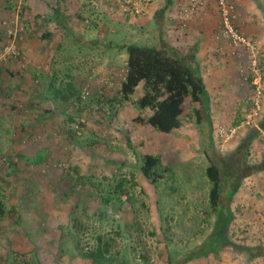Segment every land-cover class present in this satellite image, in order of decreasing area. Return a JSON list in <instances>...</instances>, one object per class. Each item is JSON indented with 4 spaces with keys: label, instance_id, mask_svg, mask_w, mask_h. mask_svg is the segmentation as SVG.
Listing matches in <instances>:
<instances>
[{
    "label": "rangeland",
    "instance_id": "rangeland-1",
    "mask_svg": "<svg viewBox=\"0 0 264 264\" xmlns=\"http://www.w3.org/2000/svg\"><path fill=\"white\" fill-rule=\"evenodd\" d=\"M14 1L6 16L24 29L19 49L26 78L21 61L0 69V156L17 161L7 170L0 167V264H90L80 253L105 241H110L108 255L125 256L130 264H166V243L181 253L203 242L215 220L207 175L209 115L199 120L200 105L188 97L179 129L164 133L143 121L151 111L137 105L145 86L131 99L116 92L127 64L125 44L158 47L160 33L183 52L202 44L197 57L211 96L213 145L229 154L264 109V8L255 0H230L234 28L259 50L253 70L248 45L222 37L218 0H173L162 27L156 12L166 0H84L82 5L75 0L62 7L73 13L69 25L85 34L87 43L72 47V42L69 51L76 53L69 60L56 52L64 42L57 24L46 25L53 37L42 39L45 26L37 21L44 16L33 19L28 0ZM185 10L191 13L182 21ZM92 37L108 49L99 55L88 44ZM47 111L54 112L37 118ZM223 128L236 130L223 135ZM146 154L162 160L157 185L140 171ZM263 156L264 135L248 158ZM121 182L119 201L114 190ZM233 208L231 239L264 244V172L244 181ZM191 264L261 263L222 251Z\"/></svg>",
    "mask_w": 264,
    "mask_h": 264
},
{
    "label": "trees",
    "instance_id": "trees-1",
    "mask_svg": "<svg viewBox=\"0 0 264 264\" xmlns=\"http://www.w3.org/2000/svg\"><path fill=\"white\" fill-rule=\"evenodd\" d=\"M255 1L259 7L264 8L259 0ZM172 4L173 0H166L164 6L157 10L156 18L159 19L160 27L163 26V20ZM54 10L59 11L56 7ZM44 18L42 20L44 23L49 21L45 16ZM63 19L65 20L64 17L57 20L56 27L64 42L62 41L57 44L58 48L56 52L63 54V59H68V57L71 59L73 53H76V49L72 50L71 54L69 51L70 45L74 42L72 47L76 45L80 46L85 41V34H78ZM4 21L9 22L10 20L6 17L1 21L0 41L2 42L7 40V27L3 24ZM44 30L42 31V39H51L53 37V31H50L48 28ZM93 39L88 44L91 45V49L93 47L97 49L99 55L102 51L108 49L104 47L102 39L98 37H94ZM22 41H19V44ZM198 47V44H194L187 52H183L165 40L161 33L160 45L158 47H147L134 43L125 44L128 53L126 69L121 77H117L119 87L116 92L123 100L131 99V96L141 84L145 86V92L138 99L137 105L141 109L151 110L148 118L143 119V121H146L148 125L158 131L171 133L182 126L184 103L188 97H191L194 102L200 105L196 109L199 120L205 117L207 118V114L209 115L210 143L206 151V156L209 160L207 175L212 183L209 192V203L215 216L213 228L203 242L181 253L173 252L166 243L162 252L163 260L166 264H191L192 262L206 259L211 255H217L222 251H233L245 257L247 263L260 262L264 264L263 243L246 244L235 242L231 239L232 227L237 219L233 208L234 198L240 192L247 178L256 173L264 172V156L253 162L248 158L255 142L260 141L264 135V109L260 114L261 116L257 124H250L247 127L245 134L241 137L239 144L232 152L223 154L217 151L213 145V126L209 114V110L211 109V96L202 73L201 65L198 61ZM21 54L24 57L22 52ZM13 60L21 61L22 65H20L25 66V68L20 67L19 69L21 77L26 78V64L23 65V59H9L0 64V69L3 68V64ZM35 91L38 92L37 89ZM87 91L88 96L90 92L88 89ZM35 98H39L37 94ZM36 101L38 103L41 100ZM57 111L62 113L61 109ZM53 112L47 111L42 114L40 113L37 118H47ZM128 144L131 146V141H128ZM9 157L8 155L0 156L1 168L5 167L4 169L7 170L17 163L14 156H12L9 159V164H7L5 159L8 160ZM161 164L162 160L160 157L153 154L144 155L143 162L140 165V171L143 177L154 185H157L158 180L162 176L158 169ZM6 165L10 166L6 167ZM7 182L10 183L11 180ZM114 191L116 193L115 198L121 201V196L124 193L123 182L117 184ZM99 239L101 241V236H99ZM109 251L110 241H105L104 246L98 244L96 248L83 251L80 254L84 258L89 259L90 264H130L125 256L115 257L108 255ZM25 264L30 263L26 262Z\"/></svg>",
    "mask_w": 264,
    "mask_h": 264
},
{
    "label": "built area",
    "instance_id": "built-area-1",
    "mask_svg": "<svg viewBox=\"0 0 264 264\" xmlns=\"http://www.w3.org/2000/svg\"><path fill=\"white\" fill-rule=\"evenodd\" d=\"M218 1L223 10L222 37L228 39L234 45H239V44L248 45V47L250 48L249 58L251 61V65H252L253 70H256V68L258 67V60H257V57L259 54L258 47L255 44L251 45L249 42H246L243 36H241V34L238 32V30L234 28L233 21L236 15L232 11V9H234V6L231 4L230 0H218ZM20 5H22V2H20ZM194 7H195V4L193 3L192 10L194 9ZM189 13L191 12H188L187 10H185L184 13L180 16V19L182 21H186ZM3 24L6 25L7 27V40L2 45V50H0V64H2L3 62L9 59L25 60V57L22 56L21 51L19 49V41L24 38L23 37L24 29L20 26L17 19H11L9 22L4 21ZM87 94H88V91L86 89L85 95ZM258 94H259V97L262 94L261 86H259L258 88ZM259 102L260 100H256L255 104L260 109ZM258 115H259V111L257 110L253 114L250 115V119ZM248 123H250V121H248ZM234 130L236 129L235 128H229V129L223 128L222 134L228 135L229 132L233 133Z\"/></svg>",
    "mask_w": 264,
    "mask_h": 264
},
{
    "label": "crops",
    "instance_id": "crops-1",
    "mask_svg": "<svg viewBox=\"0 0 264 264\" xmlns=\"http://www.w3.org/2000/svg\"><path fill=\"white\" fill-rule=\"evenodd\" d=\"M60 0H28V6L27 8L30 9V14L29 17L33 16V19H35L36 17L39 19V17L45 16L47 18V20L51 21L53 24H57V20L61 19V18H65L64 22H70L71 17L73 16V13L70 12L68 10V8L66 7H62L63 5H67V6H73L75 5V0H66L65 3L59 4ZM78 5H82L85 4L84 0L82 2V0H77ZM15 7V1L14 0H0V25H1V21L7 17V13L10 12V9ZM58 8L59 11L54 10V8ZM56 11V12H55ZM7 12V13H6ZM5 14V15H3ZM9 15V14H8ZM49 21L47 22H43L38 20L37 22L39 24H42L41 26H45L48 24H52L51 22L49 23ZM38 24V26H40ZM40 28V27H39ZM51 31V30H50ZM198 41L203 42L201 39H197ZM198 48L199 51L202 49V44H198ZM43 53V52H42ZM199 53V52H198ZM42 55V54H41Z\"/></svg>",
    "mask_w": 264,
    "mask_h": 264
}]
</instances>
